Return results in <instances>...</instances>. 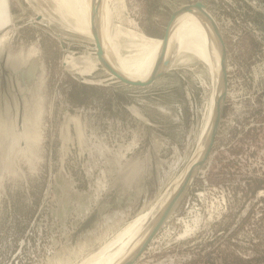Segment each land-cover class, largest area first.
I'll return each instance as SVG.
<instances>
[{"label": "rangeland", "instance_id": "rangeland-1", "mask_svg": "<svg viewBox=\"0 0 264 264\" xmlns=\"http://www.w3.org/2000/svg\"><path fill=\"white\" fill-rule=\"evenodd\" d=\"M62 1L9 0L8 19L0 5L7 50L35 52L44 65L39 145L31 139L29 158L19 131L8 145L0 137L12 165L0 172V264H112L124 251V242L111 250L114 240L130 241L134 221L196 153L213 93L214 72L196 58L176 57L165 77L141 88L116 81L101 64L83 75L67 70L65 56L96 62V51L63 19ZM196 1L224 39L223 114L200 172L134 264H264V0L106 2L116 27L138 33L136 46L139 34L162 39L172 12ZM17 119V129L32 134L33 123Z\"/></svg>", "mask_w": 264, "mask_h": 264}, {"label": "bare ground", "instance_id": "bare-ground-1", "mask_svg": "<svg viewBox=\"0 0 264 264\" xmlns=\"http://www.w3.org/2000/svg\"><path fill=\"white\" fill-rule=\"evenodd\" d=\"M106 1L107 0H85L86 2L85 8H84L82 0H79V8L76 7V3L74 0H71L69 4H68V0L62 1L63 7L67 11L66 14L68 15V7L73 11H80L84 19V22L87 24V26H92V24L94 25L96 23V18H93L94 15L92 14V4L94 5V7L96 6L95 8L98 9L97 17H99L100 21H102L100 28H99V31H100L99 39L102 43V48L104 47L102 37L105 35V31L108 32L111 37L112 35H114L115 37H118V29L113 24V21H112L113 15L111 14L112 15L111 20L109 18L107 23L105 21L109 15V10H110ZM5 9H7L6 4H5ZM206 11L209 12L208 10ZM2 18L8 19V14H5V17L2 16ZM187 18H192L193 20L190 19L189 21H184ZM212 19L216 21L213 16H212ZM183 21L184 23H182ZM190 21H193V27L191 29H190L191 24H189ZM129 33L131 34L132 37H138L137 36L138 33H135L134 30H130ZM188 35H190V37H188ZM139 38L140 39L139 41H137V45L136 46H134L135 44L132 45L133 53L128 56L129 59L127 58L124 59V61L126 62L125 64L131 67L132 69H134L133 76L132 75L128 77L125 75H122V76L130 80L132 79V80H138V81H145L144 79L153 73L155 66L158 64L157 60L158 59L161 61L163 60V55L165 51L163 53L161 51L162 44H163L162 39L154 40L143 34H139ZM4 39L5 38L0 37V40L3 41ZM170 42H172L173 45ZM186 44H188V46ZM184 46H187V47L182 48L178 50L179 52L176 51L177 53H175V55L179 57V62H182L183 60L185 61L186 58L184 57L187 56L185 53H188L189 51L192 52V50H196L197 51L196 55L197 56L200 55L202 58H204L205 62L209 65L210 70L211 69L213 70L214 76H215L213 93H211L212 97L210 96L211 100L209 99L210 104L207 103L206 105V107H209V108H206V113L203 115V119H202L203 125H202V129L200 131L198 141H197L198 148H197L196 153L194 154V156L192 157V159L189 161L186 168L182 172V175L178 179H175V182L172 184V186H170L165 191H163L160 198L156 201L155 204H153L154 206L152 207L150 206L151 209H148L144 214L141 215L140 218L134 221V225L136 224L137 226H136L135 233H133V236L130 238V241L128 242L127 240L128 235L127 236L121 235L117 237V239L114 240L112 244L113 249L111 248V250H114L117 244L124 242V251L120 257H119L120 252L116 253L119 258L116 256V259L112 261L113 262L112 264H121L126 258L134 254V252L138 249V247L140 246L144 238L147 236L149 231L153 228L157 220L160 218L165 208L168 206L175 192L180 188L182 183L185 181L187 174L189 172L191 173L192 171H194V173L197 172L198 168L195 170L194 168L196 167L198 162L201 160L205 152V149L208 145L210 136H211L213 123H214L216 102L222 90L221 57H220V48H219L218 40L216 39V36L213 33L210 22L205 16H203L201 11L198 10L197 8L191 9V11L189 10V12L187 10L179 14L178 17L173 22V25L170 31L169 42L166 47H168V49L172 47L171 50L174 51V49L184 47ZM116 48H118L117 44H116ZM103 52L105 51L103 50ZM107 54H105L104 57L109 63L110 56ZM161 54L162 56L160 57ZM182 54H185V55H182ZM191 56L192 55H190V57ZM120 57H122V55H120ZM174 60L175 59L173 60L169 59L167 68L172 66ZM122 66L126 67L124 64ZM39 113L41 114L40 109H39ZM40 118H41V115H38V120L35 121V123H33L32 134H28L24 132L22 134L21 133L19 134L20 138L24 142V145L22 147L23 148L22 153H24L25 155H28L29 158H31L30 149H29V143L31 142V139L35 142L37 146L39 145V142L41 141V136H42L41 131L43 129L41 127L42 121L40 120ZM138 118H141V117L138 116ZM11 131L12 129H7L5 126H0V132L3 133V137L6 138L7 140V142L5 143L6 145H8V141H9L8 138L12 134H14ZM6 148L7 147L5 146L4 148L0 149V158L2 159V163H3V167L0 172H4V171L10 172L12 169V165L10 161L4 158V157H7L8 155V153H4ZM187 232H189V229L188 231H186L185 234H187ZM184 235L182 237H184ZM95 264H101V263L96 261Z\"/></svg>", "mask_w": 264, "mask_h": 264}, {"label": "water", "instance_id": "water-1", "mask_svg": "<svg viewBox=\"0 0 264 264\" xmlns=\"http://www.w3.org/2000/svg\"><path fill=\"white\" fill-rule=\"evenodd\" d=\"M96 7V6H95ZM94 5L92 4V14L94 15L93 18H96V23L92 26V32L94 34V40H95V51L96 55L98 56L99 62L106 70H108L109 74L116 79V81L132 86V87H147L152 84H154L158 79L161 78V76L164 73V70H162V66H167L168 61H161L157 60V65L155 66V69L151 76L146 81H138V80H130L126 79L124 76H122L120 73L116 72L110 64L107 62L106 58L104 57V52L102 48V43L99 39V17L98 15V9H96ZM197 8L201 11L203 16H205L208 21L210 22V25L212 27L213 33L216 36V39L218 40L219 48H220V57H221V84H222V90L219 94V97L217 98L216 102V108H215V116H214V123L213 128L211 132L210 139L208 141V145L205 149V152L201 158V160L198 162L196 167L197 172L194 173L192 171L189 172L185 178V181L182 183L180 188L175 192L174 196L170 200L168 206L165 208L163 213L161 214L160 218L157 220L153 228L149 231L147 236L144 238L138 249L126 258L121 264H134L138 256L143 252V250L146 248V246L149 244V242L156 236V234L159 232V230L162 228V226L165 224V222L168 220V218L171 216V214L174 212V210L177 208L179 203L182 201V199L185 197L186 193L188 192L190 186L192 185L193 181L195 180L196 176L198 175L199 171L201 170L202 166L204 165L211 148L214 144L220 121L223 114V108L224 103L226 99L227 94V67H226V48L224 44V39L222 36V33L220 31V28L216 21L212 19V16L209 12H207L206 6L199 1H196L193 4H187L184 6H181L180 8L176 9L172 12L170 20L167 24L165 35L162 39V53L165 51V48L169 42L170 37V31L173 25L174 20L178 17L179 14L185 12L188 10L191 11L189 8ZM97 13V14H96ZM41 16L38 15L37 19H39ZM35 20H33L34 22ZM1 37L5 38L3 41L0 40V126H5L7 129H12L11 132L17 133L18 135L24 132V126L21 125L17 129L16 124V118L17 122H20L22 119V116H25V122H28V119L35 123V121L38 120V115L40 106L42 104V97L40 96V90L42 87V84L44 82V65L43 62L36 54L35 52H24L23 49L19 50L16 53H10L8 48L9 43V35L8 33H4ZM162 54L160 55V57ZM34 98H36L38 101L34 103ZM35 105H37L39 108L35 110ZM35 110V111H34ZM33 111V112H32ZM10 132V133H11ZM9 134V133H8ZM3 136V133L0 132V137ZM20 137V135H19ZM21 147H23L24 142L21 139L20 141ZM159 213V212H158ZM157 213V214H158ZM156 214V216H157ZM155 216V217H156Z\"/></svg>", "mask_w": 264, "mask_h": 264}, {"label": "flooded vegetation", "instance_id": "flooded-vegetation-1", "mask_svg": "<svg viewBox=\"0 0 264 264\" xmlns=\"http://www.w3.org/2000/svg\"><path fill=\"white\" fill-rule=\"evenodd\" d=\"M74 1L76 3V7L79 8V0H74ZM82 2H83V5H84V8H85V5H86L85 0H82ZM69 3L70 2H68V4ZM68 9H70V8L68 7ZM66 12L64 13V15L62 17H63V19L64 18H68V25L70 26L71 29H73L75 31H79V32L85 33V34L89 35V37H91L93 40L95 39L94 38V34L91 31L93 24L91 23L92 26H87V24L84 22V19H83L82 14H81L80 11H73V10L70 9L68 11V15L66 14ZM41 18L42 17L37 19V17H36L35 21L36 22L40 21ZM109 18L111 20V16L108 15V17L105 20L106 23L108 22ZM190 19H192V18H187L184 21H189ZM9 20H10V18H9ZM35 21H34V23H35ZM184 21L182 23H184ZM189 24H191V26H190V29H191L193 27V21H190ZM166 28H167V25H166ZM166 28H165V32H166ZM117 29H118V37H115L114 35H112V37H111L110 34L108 32H106V31H105V35L102 37L103 38L102 39L103 46H104L103 50L105 51L104 52V56H105V54L108 53L107 55L110 56L109 57V64L116 72L120 73L121 75H125L127 77L131 76V75L133 76L134 69H132L129 66H127V67H123L122 66L123 63H126L124 61V59H126V58L129 59L128 56L131 55L133 52H131V54L129 53V54H126V55L122 54L121 49H124V48L121 47V45L130 48L131 49L130 51H132L133 49H132L131 45H132V42L135 40V37H132L131 34L129 33L128 30H130V29H123V28L121 29V28H118V27H117ZM165 32H164V35H165ZM164 35H163V37H164ZM163 37H162V39H163ZM188 37H190V35H188ZM119 40H120L121 43L123 42V44H121L119 42ZM94 42H95V40H94ZM108 43H110V44H108ZM170 43L172 44V42H170ZM116 44H117L118 48H116ZM186 45L188 46V44H186ZM110 46H112V53L109 52ZM187 46L174 49V51L171 50L172 47H170L169 49H168V47H166L162 61H165V60L169 61V59H171V60L176 59V57H177L175 55V53H177L176 51H178V50H180L182 48H185ZM106 51H107V53H106ZM196 52H197L196 50H192V52L189 51L188 53H185L187 56L184 57L186 59H185V61L183 60L182 62L186 63V62L192 61L193 58H196L198 60L201 59V60H203L205 62L204 58H202L200 55L199 56L196 55ZM120 55H122L123 58L120 57ZM190 55H192V56L190 57ZM99 64H100V62H99V59H98L97 55H96V62H94L89 56L74 57L73 55L65 56L64 60L62 61V65L67 70L69 69L70 71H72L74 73L81 74V75H83L85 73H89L91 71H94L95 69H97ZM161 66H162V70L168 69L167 66H163V65H161ZM149 76H151V75H149ZM149 76L146 77L144 80L146 81L149 78ZM162 77H165L164 73L161 76V78ZM112 78L114 79V77H112ZM183 82L186 83V81H184V80H183ZM205 113H206V108H205V111H204L203 115Z\"/></svg>", "mask_w": 264, "mask_h": 264}, {"label": "crops", "instance_id": "crops-1", "mask_svg": "<svg viewBox=\"0 0 264 264\" xmlns=\"http://www.w3.org/2000/svg\"><path fill=\"white\" fill-rule=\"evenodd\" d=\"M4 1L5 3L8 2V4L6 3L7 9L5 10L6 12L2 16H5V14H8V16H10V2L9 0H0V5L2 4V6H5Z\"/></svg>", "mask_w": 264, "mask_h": 264}]
</instances>
